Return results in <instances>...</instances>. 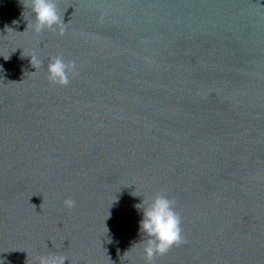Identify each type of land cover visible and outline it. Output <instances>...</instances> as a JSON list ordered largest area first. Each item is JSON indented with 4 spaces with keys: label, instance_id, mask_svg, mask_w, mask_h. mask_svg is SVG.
Here are the masks:
<instances>
[{
    "label": "water",
    "instance_id": "95a60500",
    "mask_svg": "<svg viewBox=\"0 0 264 264\" xmlns=\"http://www.w3.org/2000/svg\"><path fill=\"white\" fill-rule=\"evenodd\" d=\"M56 5L63 36L0 0V264H144L157 193L185 242L153 264H264V0Z\"/></svg>",
    "mask_w": 264,
    "mask_h": 264
},
{
    "label": "clouds",
    "instance_id": "9594fccd",
    "mask_svg": "<svg viewBox=\"0 0 264 264\" xmlns=\"http://www.w3.org/2000/svg\"><path fill=\"white\" fill-rule=\"evenodd\" d=\"M31 21V29L35 34L51 30L58 36L65 34L66 23L57 10L56 0H27ZM29 23H27V28ZM31 65L35 70L40 66V61L33 55ZM34 73V72H33ZM47 79L50 83L66 87L70 78L77 75L75 61H65L61 56L50 59L46 67ZM64 206L71 209L75 201L66 199ZM142 213L139 221V232L144 264H153L156 257L165 255L173 246L184 243L182 236L181 217L175 210V201L164 194L157 193L147 200H142L135 206ZM67 257L63 254L48 252L36 255L34 264H65Z\"/></svg>",
    "mask_w": 264,
    "mask_h": 264
}]
</instances>
